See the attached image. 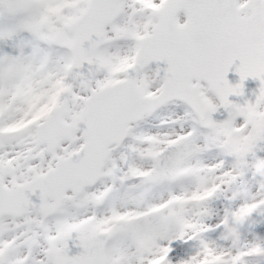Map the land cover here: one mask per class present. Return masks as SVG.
Masks as SVG:
<instances>
[{
    "label": "snow or ice",
    "instance_id": "6c2138e0",
    "mask_svg": "<svg viewBox=\"0 0 264 264\" xmlns=\"http://www.w3.org/2000/svg\"><path fill=\"white\" fill-rule=\"evenodd\" d=\"M0 264H264V0H0Z\"/></svg>",
    "mask_w": 264,
    "mask_h": 264
}]
</instances>
